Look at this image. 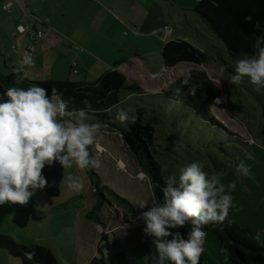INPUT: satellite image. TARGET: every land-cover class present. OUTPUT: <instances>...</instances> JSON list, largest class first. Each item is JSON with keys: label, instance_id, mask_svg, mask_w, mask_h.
<instances>
[{"label": "rangeland", "instance_id": "1", "mask_svg": "<svg viewBox=\"0 0 264 264\" xmlns=\"http://www.w3.org/2000/svg\"><path fill=\"white\" fill-rule=\"evenodd\" d=\"M20 2L35 12L40 8L36 16H46L48 20L44 21L49 26L51 21L56 34L37 38L33 32L25 36L10 32L17 8L13 6L9 13L0 3V60L18 66L23 60L20 45L32 42L34 63L27 68L31 79H36L35 73L49 78L54 71L58 74L73 69L76 61H82L81 53L86 52V58L91 60L92 55L95 61H88L75 78H84L87 68V78L96 77L103 63L123 64L127 83H138L143 93H119L121 101L112 111L124 110L155 128L150 149L162 166L164 179L178 177L181 168L199 161L205 172L219 176L226 192L228 185L235 183V190L230 192L231 219L257 242L264 243V92L254 91L247 79L238 86L229 84L236 60L195 12L197 0ZM44 27L37 23L36 28ZM154 29L161 31L153 35ZM173 38L186 39L198 47L207 55L205 62H180L165 68L162 46ZM12 43L17 46L15 52L10 51ZM221 66L225 68L223 76L219 75ZM184 73H190L200 85L202 76L210 81L222 98L220 107L213 105L211 109L232 135L205 123L190 108L164 95L162 89ZM86 118L93 121L89 115ZM127 128L126 122L116 118L110 119L109 126L100 124L97 145L90 149L101 161L99 169H92L99 186L90 170L64 168L59 195L49 197L43 190L33 195L35 205L26 226L12 223L10 205L0 206V234L19 244L48 247L58 264H90L93 256L101 255L105 264H120L111 244L114 238L125 247L122 264H154L153 238L144 233L146 225L138 219L148 208L141 210L138 204L143 200L150 207L156 201L148 177L120 133ZM241 162L249 168L247 176L237 172ZM69 176H79L84 189L78 193L68 189ZM204 231L205 264H233L214 234ZM0 264H20V259L0 247Z\"/></svg>", "mask_w": 264, "mask_h": 264}, {"label": "clouds", "instance_id": "2", "mask_svg": "<svg viewBox=\"0 0 264 264\" xmlns=\"http://www.w3.org/2000/svg\"><path fill=\"white\" fill-rule=\"evenodd\" d=\"M251 21V16L246 18ZM257 29L260 23L255 24ZM159 29L153 30L155 35ZM255 51L235 61L234 72L228 80L231 85H241L247 79L257 93L264 92V36L256 38ZM34 61L26 55L14 69L20 84L29 77L28 66ZM225 68H219L223 76ZM182 84L189 86L190 73H184ZM218 85L220 80L217 81ZM199 85L189 86V94L195 95ZM180 88L175 90L179 95ZM0 101V206H27L38 190L45 189L49 181L43 169L58 163L61 168L75 166L80 172L99 169L101 161L90 149L97 145L99 123L89 122L86 113L80 110L75 116L68 109L63 93L53 88L51 93L43 86H10ZM217 98L215 103H221ZM121 123H135L136 116L124 110L116 113ZM237 172L247 176L249 168L241 162ZM67 188L80 192L84 184L79 176L67 177ZM235 183L225 186L217 174L203 170L201 162H192L180 169L179 175L168 177L162 188L163 203L148 207L140 201L138 219L146 225L144 233L152 237L155 248L154 264H200L204 252L206 226L222 223L233 208L230 194ZM191 225L185 239L179 231L170 229ZM172 237L169 239V237ZM28 260L35 259V251L24 253Z\"/></svg>", "mask_w": 264, "mask_h": 264}, {"label": "trees", "instance_id": "3", "mask_svg": "<svg viewBox=\"0 0 264 264\" xmlns=\"http://www.w3.org/2000/svg\"><path fill=\"white\" fill-rule=\"evenodd\" d=\"M194 10L223 42L228 55L234 60L253 54L256 38L264 36V0H197ZM249 16L252 18L251 21L246 19ZM257 22L260 23L259 29L255 27ZM162 58L166 67H173L180 62L202 64L207 59V55L186 39L173 38L163 43ZM16 67L15 65L8 66L7 74L0 73V101L7 99L3 94L10 86L27 89L35 84L45 87L49 93L55 88L58 93H63V99L68 101L69 111L78 114L80 110H83L86 115L93 117L92 122L102 125L109 126L110 119L116 118L117 112H113L112 109L121 101L119 93L128 90L143 93L138 83L128 84L126 75L117 68L106 70L93 81L71 78L31 79L28 77L20 84H16L17 76L14 72ZM183 79L184 75L182 74L162 90L164 95L190 108L193 114L205 123L232 135L231 131L217 120L211 109L213 105L220 107V103H215V100L220 96L212 88L210 81L202 76V85H200L192 77L189 86L196 84L199 87L196 94L191 95L189 86L182 84ZM177 88L181 89L179 95L175 94ZM126 123L128 128L121 130L120 133L134 153L141 171L148 177L156 204L163 203L161 190L167 180L162 175V166L155 157V152L150 149L154 143L155 128L145 125L137 119L135 123ZM63 171L64 168H61L58 163L43 169V175L49 181L48 186L43 189L47 196L59 195ZM90 171L95 176L94 182L99 186L97 174L92 169ZM34 205V196L27 206L10 205L12 207V223L18 227L26 226ZM230 213L231 210L229 216L222 223L206 226L204 230L214 234L219 245L227 251L229 260L233 264H264V243H259L252 235H248L231 219ZM191 227L189 224L184 228L170 229V231H179L187 239ZM171 238L170 236L169 239ZM111 244L115 248L118 261L122 264L121 258L125 252L123 242L114 238ZM0 247L10 255L18 257L20 264H58L48 247L38 244H19L8 235L0 234ZM29 251H35L34 260L25 258L24 253ZM90 264H105L103 256L101 255L98 259L93 257ZM200 264H205L204 252L200 258Z\"/></svg>", "mask_w": 264, "mask_h": 264}, {"label": "crops", "instance_id": "4", "mask_svg": "<svg viewBox=\"0 0 264 264\" xmlns=\"http://www.w3.org/2000/svg\"><path fill=\"white\" fill-rule=\"evenodd\" d=\"M1 1H3V2H6V1H11L12 2V6H11V8L13 7V6H16V8H17V12L15 13V16H16V21H14V23L13 24H10V26H9V29H10V32H15V33H17L18 34V32H17V30H16V26H17V24L19 23V22H17V19L19 18L18 16L20 15V17L22 18L23 16H25V13H27V11L28 12H30V14H32V15H35V17L37 18V20L39 21V23L40 24H42V25H45L46 26V28L44 27V29H46V30H48L49 31V35L50 34H52V32L53 33H55L53 30V26H52V23H51V21L49 22L50 23V26L48 25V24H46V22L44 21V20H48V18L46 17V16H40V17H43L42 19L40 18V17H37L36 16V14H38L39 12H40V8H38V10L35 12L33 9H30V7H29V5L27 4V3H22V2H20L19 0H0V3H1ZM24 1V0H23ZM45 2V1H44ZM50 5V4H49ZM12 12V9H11V11L9 12V13H11ZM28 18V17H27ZM29 21H30V19H29ZM38 23V22H37ZM37 23H36V26H37ZM8 29V28H7ZM8 29V30H9ZM56 34V33H55ZM202 51V50H201ZM88 53L89 52H86L85 54H83V53H81L82 54V58H81V62H78V61H76V64H75V66H74V68H76L77 69V72H74L73 71V69H70V70H68V71H66V72H64V71H60V73H58L57 74V72L56 71H54V72H52V76H49V78H71V79H74V80H83V79H86V80H88V81H93V80H95L100 74H102L103 72H105L106 70H108V69H112V68H117L118 70H120L121 72H123V69H122V65L123 64H120V65H117V66H114V65H111V64H105V63H103L102 64V72H100V74H98V75H95L96 77H94V78H92V79H88L87 78V75H88V72H89V68H87V69H84V74H83V77L84 78H82V77H76L75 78V74H81V71H80V69H82V67H86L85 66V64H87L88 63V61H95V59L94 58H92V55H91V60L90 59H88V58H86L87 56H88ZM11 57V56H10ZM162 61H163V58H162ZM77 63L79 64V65H77ZM93 63V62H92ZM12 65H17V64H14V63H11V65H7V63H6V60H0V73H4V74H7L8 73V71H9V69H8V66H12ZM163 66L165 67V68H170V67H166L164 64H163ZM28 72H30V70H28ZM56 72V73H55ZM124 73V72H123ZM71 74H73V75H71ZM125 74V73H124ZM126 75V74H125ZM35 77H36V79H46V78H44L43 77V73H40V74H37V73H35ZM74 77V78H73ZM126 78H127V76H126ZM176 80V79H175ZM174 80V81H175ZM132 83H134V82H132ZM136 83V82H135ZM171 84V83H170ZM169 86V85H168ZM163 88V87H162ZM167 88V87H166ZM166 88H163L162 90H164V89H166ZM76 116V115H75ZM149 180V179H148ZM104 228L106 229V226H104ZM98 254H100V250L98 251ZM94 258H96V259H98L99 257H101V256H99V257H97V256H93ZM104 259V258H103Z\"/></svg>", "mask_w": 264, "mask_h": 264}, {"label": "built area", "instance_id": "5", "mask_svg": "<svg viewBox=\"0 0 264 264\" xmlns=\"http://www.w3.org/2000/svg\"><path fill=\"white\" fill-rule=\"evenodd\" d=\"M11 6H12L11 1H6V2L1 1L2 10L6 11V12H10L12 9ZM25 16L30 18V21H27L25 19ZM25 16L20 18V21L16 26V30L20 36H25V35L29 34L30 32H33L37 38H40V37H45L49 34L48 30L44 31L46 29L43 30V29L36 28V23L39 21L37 19L34 20V18H36L34 15L30 14V12L27 11V13H25ZM20 49H21V53H22V58H24L26 55L32 57V55L35 52V45L32 42L22 43L20 45ZM16 50H17L16 44L12 43L10 45V51L15 52ZM11 52H10V54H11ZM73 71L76 72L75 69H73Z\"/></svg>", "mask_w": 264, "mask_h": 264}]
</instances>
